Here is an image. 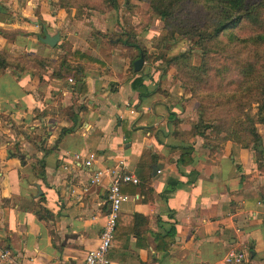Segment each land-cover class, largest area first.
I'll use <instances>...</instances> for the list:
<instances>
[{
	"label": "crops",
	"instance_id": "1",
	"mask_svg": "<svg viewBox=\"0 0 264 264\" xmlns=\"http://www.w3.org/2000/svg\"><path fill=\"white\" fill-rule=\"evenodd\" d=\"M95 19L55 0H0L2 241L24 264H81L124 171L139 182L120 183L110 264H227L230 247L246 251L241 264H264V125L257 147L206 138L173 69L144 59L135 69L136 41L106 42L112 17L101 35ZM89 152L91 166L73 157Z\"/></svg>",
	"mask_w": 264,
	"mask_h": 264
},
{
	"label": "trees",
	"instance_id": "2",
	"mask_svg": "<svg viewBox=\"0 0 264 264\" xmlns=\"http://www.w3.org/2000/svg\"><path fill=\"white\" fill-rule=\"evenodd\" d=\"M187 1L172 0L158 13L168 16L169 8ZM202 1L215 13L201 12L203 22L192 25L201 61L191 65L196 81L189 85L200 103L206 98L205 106H199L196 128L204 135L221 118L218 129L228 134L224 139L238 140L242 132L250 134L242 143L257 147L261 137L256 125H264V0ZM7 58L0 50V64ZM209 104L220 113L205 120Z\"/></svg>",
	"mask_w": 264,
	"mask_h": 264
},
{
	"label": "rangeland",
	"instance_id": "3",
	"mask_svg": "<svg viewBox=\"0 0 264 264\" xmlns=\"http://www.w3.org/2000/svg\"><path fill=\"white\" fill-rule=\"evenodd\" d=\"M171 2L172 0H55V5L65 11H75L77 16L81 14L90 16L96 13L94 20L98 23L96 33L100 35L101 32L104 33L101 28L105 18L112 17V28L105 33L106 42H110V39L118 41L124 38L135 40L144 53V60L149 63L162 60L164 68L166 66L172 68L173 74L191 93L193 99L198 101L199 106L204 107L206 98L204 103H200L190 89V85H194L196 81L191 65L199 64L201 61V54L195 43L198 38L193 33L192 25L203 22L201 12L214 14L215 11L204 5L202 0H189L183 6L169 8L170 15L161 16L158 12ZM156 24L157 32L147 31L148 27ZM200 98L202 99V96ZM217 113H220L219 109L209 104L203 117L206 120V117L212 118ZM220 119L216 120L214 128L205 131L206 138L223 140L227 137L228 134L225 135L227 132L218 129ZM234 125L230 128H234ZM239 135L237 138L239 142L248 141L250 138V134L240 132Z\"/></svg>",
	"mask_w": 264,
	"mask_h": 264
},
{
	"label": "built area",
	"instance_id": "4",
	"mask_svg": "<svg viewBox=\"0 0 264 264\" xmlns=\"http://www.w3.org/2000/svg\"><path fill=\"white\" fill-rule=\"evenodd\" d=\"M69 81L73 78L69 77ZM75 160H83L84 164L91 166L95 159L96 154L89 152L86 155L81 153H74ZM106 169L103 167H98L94 170L89 178L87 185L84 186V190H87L91 185L99 184L101 178L103 177ZM160 169H157V172ZM131 181L133 183H138L139 178L132 173L117 171L113 175L107 192V200L109 202L108 211L105 213V220L103 227L101 229L99 240L96 246L89 249L81 264H110V258L108 256V249L110 248L111 241L114 235V230L117 223L118 213L121 207L122 201L126 198L120 190V183ZM246 257V251L230 247L224 254L223 260L227 264H241ZM0 264H24L18 257V254L12 250V248L4 243L0 238Z\"/></svg>",
	"mask_w": 264,
	"mask_h": 264
},
{
	"label": "water",
	"instance_id": "5",
	"mask_svg": "<svg viewBox=\"0 0 264 264\" xmlns=\"http://www.w3.org/2000/svg\"><path fill=\"white\" fill-rule=\"evenodd\" d=\"M60 38V33L59 32H55V33H48V32H45L44 33V36H41L40 39L46 43H48L49 45H55L58 40ZM142 62H143V57L140 56L138 57L137 59L134 60V68L135 69H139L142 65ZM158 165H153V172H156V170L158 169Z\"/></svg>",
	"mask_w": 264,
	"mask_h": 264
}]
</instances>
